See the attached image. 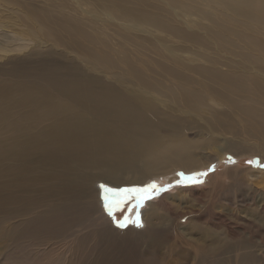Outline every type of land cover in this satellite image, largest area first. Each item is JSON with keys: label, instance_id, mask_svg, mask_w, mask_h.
I'll list each match as a JSON object with an SVG mask.
<instances>
[{"label": "bare ground", "instance_id": "1", "mask_svg": "<svg viewBox=\"0 0 264 264\" xmlns=\"http://www.w3.org/2000/svg\"><path fill=\"white\" fill-rule=\"evenodd\" d=\"M98 1L105 8L101 17L90 10L71 9L66 17L45 13V6L36 10L44 35L51 36L46 20L78 34L75 50L87 56L81 57L83 66L54 62L46 36L25 37L26 21L12 9L5 11L16 23L0 21L1 36L20 40L0 44L8 64L3 75L13 76L0 78V264H264V220L257 216L264 213V151L252 157L257 167L246 168L242 182L238 169L228 167L212 174L204 189L181 187L149 202L142 230L115 228L102 211L97 186H143L168 170L216 163L223 152L256 155L248 135L232 133L225 141L218 136L229 132V122L264 135V0H161L169 8L165 13L145 11L141 0L91 3ZM78 17L86 26H92L90 18L113 24L110 38L120 35L139 54L142 41L167 32L199 47L215 41L237 61L205 49L185 57L166 49L168 58L161 53L156 64L175 81L167 85L152 79L126 49L106 51L107 40L86 30ZM27 48L35 49L37 60L15 58ZM171 58L179 66L167 62ZM220 141L226 144L219 149ZM232 175L244 187L228 202L236 213L220 207L217 213L223 185L229 188L224 176ZM178 201L188 207L177 211ZM162 210L189 214L183 224L171 221L164 229ZM158 255L166 260L157 261Z\"/></svg>", "mask_w": 264, "mask_h": 264}, {"label": "rangeland", "instance_id": "2", "mask_svg": "<svg viewBox=\"0 0 264 264\" xmlns=\"http://www.w3.org/2000/svg\"><path fill=\"white\" fill-rule=\"evenodd\" d=\"M141 1H143V7H144L145 11H154L156 9L157 12L165 13L166 10L169 9L164 4V2L161 0H141ZM151 1L155 2L156 5H154ZM40 6H45L47 8L46 11H44L45 13H47V14H56L57 13L60 15V17L71 16V11H70L71 9L73 10V12H74V10H77V11H79V10H90L92 13H95L100 17L102 16V12L105 11V8H104V5L102 2L98 1V4H92L91 0H78V4H76L70 0L65 1L64 3H61L59 0H0V21L6 22V23H11V22L16 23V21L9 19V17H13L12 16L13 14H15V16L21 15L22 18L25 19V21H26V28L25 29H26V31L29 32L28 34H26L25 37L31 38L33 40H35V39L37 40V39H39L38 35L40 33L43 34L42 30L39 29V27H37V26H40L39 23L38 24L35 23V17H40L36 13V10H42V8ZM6 7L9 9H12L11 13H13V14H10L8 11H5ZM23 7L25 8L24 11H22ZM25 12H27V13L24 14ZM9 14H10V16H9ZM31 17H34V18L31 19ZM78 18L80 20H82V25L84 26V28L86 30H88V31L92 30L94 35L96 34V36H100V37L105 38L107 40L108 48H105L106 51L108 50L111 53H113L114 55L121 54V52L128 51L130 56H131V59L135 63L138 62L137 64L139 66L143 65L144 68L150 73L152 79H156V78L162 79V80L164 79L163 82L166 81L164 83L167 85H170L171 83H173L175 81L170 80L169 78H166L164 73L160 70V68L156 64V60H158L157 57L159 56V54L165 53L166 55L169 56V51L166 49H171L172 53L174 55L177 54V55L184 56V57H185L184 54L188 53V55H193L197 51H199L200 49H205L209 53H215L216 52V55L220 58H228L232 61H235V60L237 61V59L232 58V56L227 51H225L224 48H226V46L220 47L219 44L218 45L215 44V41H212L210 46L204 45L202 47H199L195 43L190 42V41H182V40H179L177 38H171L170 36H167V32L156 33V39H154V40H149L148 42L142 41V45H143L144 49H142V52H140V54H139V52L136 51L130 43L125 42V40L120 35H118L117 33H116L117 36H115L116 40H113L110 38L111 32L109 31V29L113 28V30H115L113 24L106 23V22H104V20L99 21L96 18H90L94 22L92 23V26H86V20L82 19V17H78ZM173 20H176L178 22L179 18H174ZM106 26H107V28H105ZM16 27H17L16 30L19 31L20 30L19 27L18 26H16ZM46 27H47V33L51 34V36H48L47 34L46 35L43 34L44 36H46L47 41H48V43L46 42L47 46L45 49L49 52L52 60L54 62H56V61H58V62L74 61L75 63L79 62L81 64V66H83L84 61L81 57H84V55H83L82 51L79 52V51L75 50V49H77V47L75 45L78 44L77 37H76L78 34H74L70 29L66 28L64 26L63 22L46 20ZM185 29L192 31L191 29H187V28H185ZM104 31H107L106 35L105 36H102L103 34L100 35V32H104ZM70 38H72V40ZM19 41L20 40L17 37L10 38V39L6 40L4 38V36L0 35V44H4V45L10 44L11 45L13 43H18ZM116 41L118 43V46L117 45L114 46V43H116ZM176 43H178V44H176ZM122 47H124V48H122ZM173 47L176 49H173ZM182 47H184L183 51L181 50ZM30 49L31 48L24 49L15 58L18 60H20L22 58H31L30 59L31 61L37 60V58H38L37 52H35V49H32V50H30ZM38 49H39V47H36V50H38ZM114 49H116L117 52H114ZM124 49H126V51H124ZM165 54H164V56L167 57ZM74 55L80 56L81 59L78 58L77 56H74ZM84 59H87V56L84 57ZM140 59L142 60V63H141ZM171 59H172V61H167V62L176 63L179 66L178 61L173 60V58H171ZM4 62H5V58L0 57V78H4L6 81H13L12 75H7V76L3 75L4 73H6L5 71L8 68V64H6ZM151 70H156V73H151ZM189 75H192V77H194V78H198V76L195 74H189ZM171 78H173V77L171 76ZM260 82L262 83L264 81L260 80ZM191 83H192L191 81H188L187 84H185V85H188ZM263 91H264V89H259L260 93H263ZM262 99H264V97ZM205 100H207V99H205ZM170 104H171V102H170ZM157 105H158V111H159V104H157ZM206 114H207V112H202V116H205ZM244 116L246 117V115H244ZM182 117L185 119H191L193 116L192 115H184ZM227 125L229 126V132H222L221 136H218V137H220L219 139H223L225 141V137H230V135L232 133H234L236 135H248L247 139L249 140L250 143H252V145H254V147H255L254 149L256 150V153H255L256 155H251L250 153L249 154L233 155L230 152H223L224 154L222 153V156L219 157L218 162H216V163L215 162L209 163L205 166H202L201 169H199V170L198 169L193 170V171L190 170L188 172H184L181 169L168 170L166 172V174H167L166 176H164V175L155 176V177L151 178L150 180H148L146 183H144L143 186H139V187H133V186H130L124 182H120V183H116V184H110L107 182L99 181L97 183V186H99V188H100V190H99V195H100V200H101L100 206H102V211L110 219V221L112 222L114 227L117 228L115 226V224L113 223V219L110 218L105 212L104 203L102 200L103 190H102L101 186H103L104 188H107V189L120 190V189H125V188H145V187L152 185V184L156 185L157 189L159 190V193L157 194L156 191H153L152 195L154 198L146 201L144 203L143 207H138V208H136L130 212L126 211V212L117 213L115 216V219L117 221L122 220L125 216H127L129 218V221H131V219L134 217V214H138L140 223L143 225V227L137 228V227H135V225L133 223L129 222L127 227L117 228V229L124 230L128 227H133L135 229L142 230L143 228L146 227V220H145V218L143 219L142 216L144 215V212L146 211L148 203L153 202V201L157 202V200L160 201L161 198L165 194H168V195L169 194H175L176 193L175 191L177 189H180L181 187H185V188L194 187V188H197L199 190L204 189L206 186H208V182L210 181V176L212 174H217V176H219V174L223 173L225 171V169L228 167H234V168L238 169L237 177L242 182L243 181L242 177L245 176L247 173V171L245 172L246 168L256 165V163H255V161H253L252 157L253 156L258 157V155L261 153V151H264V135H262L260 133V131L256 130V129H254L253 131H249L242 122H236V123L229 122V123H227ZM195 137H197V136H195ZM164 138L167 139L166 135ZM201 139H203V137H201ZM258 142L260 143V145L256 146V143H258ZM225 144L226 143H224L223 141H220L219 143H217V146L220 149V147L223 148ZM254 167H257V166H254ZM170 171H172V172H170ZM239 172H241L242 175H239ZM203 173H206V175H201ZM190 177H195L196 179L190 180L189 179ZM232 177H233V180H232ZM229 178L224 176L225 184L227 186L229 185V188L226 189V187L223 185V192H222L221 198H223L224 203H222V201L219 202L220 198H217L218 199V205H219L215 209V211L217 213H218V211H219V213L223 212V210H220L219 207L221 209L227 208L226 210H224V213H233V212L236 213L233 209L231 211H229V208H231V207L233 208V206H231V205L228 206V202L232 203L233 197L235 196V194H238V192H236V190L239 188H244V187L243 186H237V184L235 183V181H236L235 176L232 175ZM245 179L247 180V176L245 177ZM117 184H120L122 186L119 187ZM163 189H168V191H163ZM230 191H231V193H230ZM230 194H231V196H230ZM228 197H230V198H228ZM169 201H171V200L169 199ZM203 202H205V201H203ZM187 203L188 202L178 201L176 204L177 211L185 210L188 207ZM202 203H200V205ZM193 204L196 205L195 203H193ZM125 207L127 209V206H125ZM196 209H197V207H196ZM188 214L189 213H181L180 215H177V213H163V210H162L160 222L163 225H161V226L164 229L168 228L170 226L169 222H171V221L182 222V224H183L186 221V219L188 218L187 217ZM257 216L259 218H261L262 220H264V213L258 214ZM161 226H160V228H161ZM190 235L196 236L195 233H192ZM167 239H169V238H167ZM168 242L172 243L173 237ZM168 242L164 243L167 255L170 254ZM159 249L162 250L161 246H159ZM176 255H178V254H176ZM184 257H185V255L183 256V259H184ZM165 260H166V257H164L162 255H158L157 261H165ZM187 260H184V264L188 263ZM172 263H174V262H172ZM169 264H170V262H169ZM175 264H179V263L175 262Z\"/></svg>", "mask_w": 264, "mask_h": 264}, {"label": "snow or ice", "instance_id": "3", "mask_svg": "<svg viewBox=\"0 0 264 264\" xmlns=\"http://www.w3.org/2000/svg\"><path fill=\"white\" fill-rule=\"evenodd\" d=\"M201 175H206L203 173ZM190 180H195V177H190ZM103 190L102 200L104 203V208L106 214L113 219V223L117 228H124L128 226L131 222L137 228L143 227L140 223L138 214H134V217L129 221V218L125 216L122 220L117 221L115 216L117 213L133 211L138 207H143L144 203L148 200L153 199L152 192L156 191L157 194L159 190L155 184L149 185L145 188H125L120 190L107 189L101 186ZM163 191H168V189H163ZM127 206V209L126 207Z\"/></svg>", "mask_w": 264, "mask_h": 264}]
</instances>
